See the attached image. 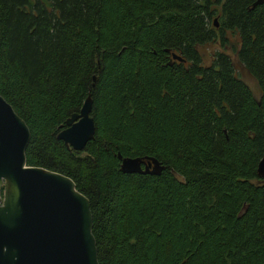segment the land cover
<instances>
[{"label": "trees", "instance_id": "trees-1", "mask_svg": "<svg viewBox=\"0 0 264 264\" xmlns=\"http://www.w3.org/2000/svg\"><path fill=\"white\" fill-rule=\"evenodd\" d=\"M253 2L0 0V94L29 127L27 164L89 199L99 264H264V0ZM89 94L95 138L68 149L56 135ZM117 152L164 169L122 172Z\"/></svg>", "mask_w": 264, "mask_h": 264}, {"label": "water", "instance_id": "water-1", "mask_svg": "<svg viewBox=\"0 0 264 264\" xmlns=\"http://www.w3.org/2000/svg\"><path fill=\"white\" fill-rule=\"evenodd\" d=\"M91 111L89 94L56 135L66 148L81 151L95 138ZM30 137L24 119L0 94V264H99L89 199L69 176L27 164ZM117 157L125 173L158 175L164 169L152 156ZM257 174L264 179V155Z\"/></svg>", "mask_w": 264, "mask_h": 264}, {"label": "rangeland", "instance_id": "rangeland-1", "mask_svg": "<svg viewBox=\"0 0 264 264\" xmlns=\"http://www.w3.org/2000/svg\"><path fill=\"white\" fill-rule=\"evenodd\" d=\"M215 49H217L216 46H209L207 49H204V59H205V61H207V62L209 61L210 54L212 52H214ZM227 52L232 56V58L236 62V69H237V72L240 75V77L251 87V89L253 90V92L256 95V97H258L259 96V88H258L257 83L254 80V78L242 67L241 64H239L236 61L235 55H234V53L232 51L228 50Z\"/></svg>", "mask_w": 264, "mask_h": 264}]
</instances>
